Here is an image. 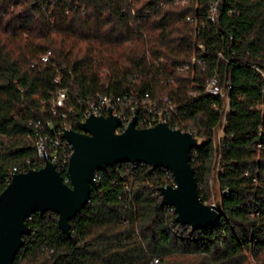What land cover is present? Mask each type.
I'll use <instances>...</instances> for the list:
<instances>
[{
	"label": "trees",
	"instance_id": "obj_1",
	"mask_svg": "<svg viewBox=\"0 0 264 264\" xmlns=\"http://www.w3.org/2000/svg\"><path fill=\"white\" fill-rule=\"evenodd\" d=\"M213 1L0 0V193L13 169L41 168L34 142L52 137L47 122L59 127L50 109L64 91L74 131L96 94L148 95L145 106L160 110L170 98L167 125L198 140L190 164L200 200H220L218 222L193 231L160 204L158 189L173 184L168 171L118 164L97 173L70 236L55 214H33L13 264H264V149L253 145L264 147V0H221L211 23ZM193 56L205 64L175 70ZM211 77L229 87L215 183L223 99L204 93ZM56 169L65 180L67 165Z\"/></svg>",
	"mask_w": 264,
	"mask_h": 264
},
{
	"label": "water",
	"instance_id": "obj_2",
	"mask_svg": "<svg viewBox=\"0 0 264 264\" xmlns=\"http://www.w3.org/2000/svg\"><path fill=\"white\" fill-rule=\"evenodd\" d=\"M225 109L224 97L220 122L215 128L214 183L219 159L218 134ZM119 126V119L109 110L106 117L90 115L79 122L77 131L64 130L62 137L72 150L67 165L68 184L48 161L39 169L12 175L0 193V264H13L24 246V237L32 232L27 220L35 213L55 214L58 229L70 236V221L87 204L91 189L96 188L95 174L123 163L143 164L171 174L176 187L158 189L160 204L174 210L175 222L180 226L206 230L218 222L220 200L215 194L213 204L201 202L190 164V152L198 146L197 138L166 123L139 129L136 118L122 133H116Z\"/></svg>",
	"mask_w": 264,
	"mask_h": 264
},
{
	"label": "built area",
	"instance_id": "obj_3",
	"mask_svg": "<svg viewBox=\"0 0 264 264\" xmlns=\"http://www.w3.org/2000/svg\"><path fill=\"white\" fill-rule=\"evenodd\" d=\"M180 6H185L188 3V0H175ZM221 3V0H214L210 6L208 13V21L213 23L216 20L218 7ZM233 13V11H229ZM187 22L192 23L193 19L187 17ZM201 51L202 57L205 56V51L202 45L198 46ZM49 53L42 56L40 60L42 62H47ZM219 57L222 58V54H219ZM205 63L203 60H198L195 56L191 58V61L185 65L177 66L176 71L179 73L192 71L195 65L203 66ZM55 82H58V79H55ZM229 87L221 88L218 82L217 77H211L204 87V93L212 96H218L220 98H226L227 91ZM148 95H145L144 98L137 99L132 94L124 96H113L106 94H96L93 98L87 99L83 103V107L80 108L78 113L79 119L76 120V126L79 122H84L90 115L94 116H108V111H111L112 116H115L120 121V126L117 128L116 133H122L129 125L133 118H136V128L144 129L151 128L157 125L158 123H166L168 121L169 114H176V107L172 100L168 97H163L161 103L165 107L164 110L156 109L155 107L148 106L146 107V99ZM68 102V95L64 91H60L55 99L53 100L51 106L52 116L60 120L59 127L53 125L51 122H47L45 127H48L51 130L52 137L37 135L34 142L36 153L39 161L41 162V167L44 166L45 161L50 162L51 164L56 165L61 164V166L68 165L69 158L72 154L71 146L63 139L64 130H71L70 124L67 123L68 112L71 113V109H66V103ZM139 109L144 111L142 118L138 120ZM227 102L226 109L227 111ZM258 110L263 109V104L259 103L257 105ZM73 113V112H72ZM225 115V114H224ZM224 120V117H223ZM223 123V122H222ZM40 125L39 122L36 123V126ZM219 135V134H218ZM258 153L263 152L264 147L260 143L253 144ZM143 165V164H140ZM137 164H132V167H136ZM35 167V165H34ZM35 170V169H29ZM57 170V169H56ZM28 171V170H27ZM27 171L17 172L16 169H13L9 182L12 175L18 173H25ZM97 179V173L95 174V181ZM173 180V178H172ZM65 183L68 182V177L63 180ZM255 182V180H253ZM172 187L176 185L172 184ZM159 193V192H158ZM224 195H228V191H223ZM160 196V194H159ZM161 199V197H160ZM31 218H28L29 221Z\"/></svg>",
	"mask_w": 264,
	"mask_h": 264
},
{
	"label": "rangeland",
	"instance_id": "obj_4",
	"mask_svg": "<svg viewBox=\"0 0 264 264\" xmlns=\"http://www.w3.org/2000/svg\"><path fill=\"white\" fill-rule=\"evenodd\" d=\"M221 135V134H220ZM213 204V203H212Z\"/></svg>",
	"mask_w": 264,
	"mask_h": 264
}]
</instances>
